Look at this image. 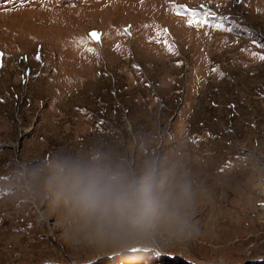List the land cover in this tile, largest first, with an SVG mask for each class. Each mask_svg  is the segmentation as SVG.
Returning a JSON list of instances; mask_svg holds the SVG:
<instances>
[{
	"label": "rangeland",
	"instance_id": "374dc122",
	"mask_svg": "<svg viewBox=\"0 0 264 264\" xmlns=\"http://www.w3.org/2000/svg\"><path fill=\"white\" fill-rule=\"evenodd\" d=\"M0 52V264H264V0H0ZM93 156L178 162L198 237L66 243L41 162Z\"/></svg>",
	"mask_w": 264,
	"mask_h": 264
},
{
	"label": "clouds",
	"instance_id": "9594fccd",
	"mask_svg": "<svg viewBox=\"0 0 264 264\" xmlns=\"http://www.w3.org/2000/svg\"><path fill=\"white\" fill-rule=\"evenodd\" d=\"M41 163L50 208L63 214L72 247L119 248L157 239L187 244L199 235L200 194L178 162L153 157L133 168L93 156Z\"/></svg>",
	"mask_w": 264,
	"mask_h": 264
},
{
	"label": "snow or ice",
	"instance_id": "6c2138e0",
	"mask_svg": "<svg viewBox=\"0 0 264 264\" xmlns=\"http://www.w3.org/2000/svg\"><path fill=\"white\" fill-rule=\"evenodd\" d=\"M190 23H191V21H190ZM217 27H220V26L217 25ZM91 35H92L94 38H98V37H99V34L96 33V32L91 33ZM90 51H93V50L90 49ZM0 57H3V53H2V52H0ZM261 59H264V56H261Z\"/></svg>",
	"mask_w": 264,
	"mask_h": 264
},
{
	"label": "bare ground",
	"instance_id": "6f19581e",
	"mask_svg": "<svg viewBox=\"0 0 264 264\" xmlns=\"http://www.w3.org/2000/svg\"><path fill=\"white\" fill-rule=\"evenodd\" d=\"M29 1H31V0H29ZM41 3V2H40ZM49 7V6H48ZM119 6L117 5V8H118ZM120 8V7H119ZM48 9V8H47ZM48 11V10H47ZM22 40V39H21ZM245 238V237H244ZM247 239H248V241H249V238L247 237ZM247 241V242H248ZM245 243V242H244Z\"/></svg>",
	"mask_w": 264,
	"mask_h": 264
},
{
	"label": "crops",
	"instance_id": "0c3cea01",
	"mask_svg": "<svg viewBox=\"0 0 264 264\" xmlns=\"http://www.w3.org/2000/svg\"><path fill=\"white\" fill-rule=\"evenodd\" d=\"M160 2H161L162 4H165V3H163V1H159V2L157 3V6H158V4H159ZM158 8H159V6H158ZM156 19H157V17H156Z\"/></svg>",
	"mask_w": 264,
	"mask_h": 264
}]
</instances>
